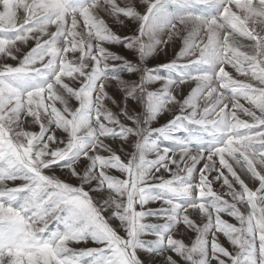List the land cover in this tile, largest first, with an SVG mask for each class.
<instances>
[{"label": "snow or ice", "instance_id": "6c2138e0", "mask_svg": "<svg viewBox=\"0 0 264 264\" xmlns=\"http://www.w3.org/2000/svg\"><path fill=\"white\" fill-rule=\"evenodd\" d=\"M122 17L138 24L136 34L110 27ZM176 39L175 59L147 66ZM186 83L194 87L180 99ZM174 107L171 120L151 127ZM54 167L80 183L46 174ZM218 182L226 192L214 190ZM91 192L106 196L97 202ZM109 210L124 236L103 215ZM181 224L195 233L190 244L174 235ZM89 240L100 246L70 247ZM140 252L163 264H264V0H0V264H153Z\"/></svg>", "mask_w": 264, "mask_h": 264}, {"label": "rangeland", "instance_id": "374dc122", "mask_svg": "<svg viewBox=\"0 0 264 264\" xmlns=\"http://www.w3.org/2000/svg\"><path fill=\"white\" fill-rule=\"evenodd\" d=\"M141 12L143 11V7L141 6L139 9ZM23 19V11L20 10L18 11V21H22ZM124 19V24L121 25L118 22H113L112 19H108V23L110 25V27H112V29L119 35L121 36H130V35H134L137 33V29H138V24L133 22L130 19ZM240 39V38H238ZM240 43L241 44H247L248 41L244 40V39H240ZM34 45L33 41H29V43L27 45H22L20 48V51L16 53V55L20 58L23 57L24 54L27 53V51ZM106 47L109 48L110 51L117 53L121 56H124L125 58L132 60L133 62H136L137 57L136 54L133 51H130L128 49H126L123 45L121 44H109L106 45ZM181 47V41L179 39H176L174 42L169 43L167 46L163 47V50H158L157 53L148 58L146 61L147 66L149 67H158L161 64H165L168 63L170 61H172L173 59L176 58V54L179 51V48ZM244 50V49H242ZM69 59H72L71 56H69ZM9 64L12 65H16L19 61L18 60H14V59H8L6 61ZM115 63L120 64L121 61H115ZM226 71H228L230 74L233 75L234 78L236 79H242L243 77L240 76V74L236 73L235 70L230 66V65H226ZM166 73H164L163 71L161 72V75H165ZM120 75L124 76L125 78H127L128 74L127 73H120ZM134 79L138 80V76L134 77ZM162 82H157L156 84H153L150 86V88L152 90H157L161 87ZM194 87V83H186L185 85L182 86L180 92H179V98L183 99L185 96H187V94L190 92V89ZM108 91L115 97V99L117 100V102H121L122 99V94L120 92H118L115 88V85H113V87L109 88ZM202 103V102H201ZM241 103H244L246 107H251L250 105L247 104L246 101L241 100ZM58 107H61V105H57ZM70 106L75 109V107L78 106V102L75 100V98H72L70 100ZM110 107H113V110L116 112H119V108H116L114 105H112L111 103L109 104ZM129 108L130 109H135V111L140 112L142 111V108L140 107V105L134 103V102H129ZM179 109L178 107H174L172 108L171 111H165L163 113H161L156 121L152 122L151 127L152 128H158L161 127L163 125H165L169 120H171L173 118L174 115H176L178 113ZM238 115L241 116L242 119H250L246 116H244L241 113H238ZM121 120L124 121L125 123H129L128 121L125 120V118L123 116H121ZM30 130L33 131H38V127L35 125H31L30 126ZM58 135H64L62 132L58 133ZM178 135H182V133H178ZM153 138L155 139L156 136L154 135ZM111 142V141H109ZM162 146H167L168 142L167 141H163L161 139L160 141ZM118 142L113 143V147L116 148V150L119 152V154L121 155L122 159H124L125 161L129 158L128 155H125V151H121L118 147H117ZM124 149L127 151V153H131L133 151L132 148V144L128 143L124 145ZM102 154H107V153H102ZM149 159H154L155 158V154H150ZM84 164L81 163L79 165V168H83ZM171 167H175V166H171ZM199 167H203V162H201L198 166ZM225 171V174L228 175V173ZM237 171H239V169L237 168ZM46 174L52 175L55 174L57 177H59L61 180L68 182L70 184L73 185H78L80 183V181L76 178L73 177L70 172L67 169H62L61 167H54L51 171L46 172ZM112 174L117 175V176H121V174L118 171L113 170ZM157 175H163L165 178H168L169 173L165 172L163 169L161 170V173H158ZM216 173L213 172L210 176V179L215 176ZM121 178H124L123 176H121ZM231 179V177H229ZM245 179L246 183H249V186L252 188L257 187L256 183H253L251 180L248 179L247 176L242 177ZM23 181L21 180H16V181H9L8 182V186L9 187H15L18 186L20 184H22ZM95 183V182H93ZM221 183L222 182H218V183H213V188L214 190L224 193L227 191L226 186L224 188H221ZM90 186L89 185H85V189L88 190ZM90 195H92L94 197V199H96L97 202H99L100 200H102L105 196L106 193H98V192H91ZM229 198V197H226ZM230 199V198H229ZM159 202H150L146 207L148 208H158ZM237 207H239L241 209V211L246 212L247 209L245 206L238 204ZM111 210L109 211H105L103 213V215L109 219V223L119 232L120 235L124 236L125 233L123 231V229L120 227V224L118 222V220L111 218L110 215ZM223 218L228 220L230 223H234L237 224L238 226V221H236L234 218L227 216L226 214H222ZM190 216L191 218H193L197 223H202V218L198 213H192L190 212ZM150 222H155L154 219L149 218ZM42 226V225H41ZM57 226V222L52 221L49 224V229H54ZM174 235L176 236V238L178 239H183L185 241V243H191L192 239L195 236L194 232H191L189 230L186 229V227L181 224L178 226V231L174 233ZM149 239H152L154 237H148ZM219 242L226 248L229 249V251H234L233 246L230 244V242L227 241V239L220 234L219 235ZM100 245L94 244L93 242H91L90 240L88 242H81V243H72L70 244V247L74 248V249H85V248H90V247H99ZM138 255H140L141 259L148 261V260H152L153 264H163V261L160 258H151L149 257L147 254L140 252L138 253Z\"/></svg>", "mask_w": 264, "mask_h": 264}]
</instances>
